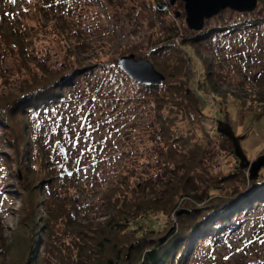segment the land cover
<instances>
[{"label": "rangeland", "instance_id": "rangeland-1", "mask_svg": "<svg viewBox=\"0 0 264 264\" xmlns=\"http://www.w3.org/2000/svg\"><path fill=\"white\" fill-rule=\"evenodd\" d=\"M30 1L0 0L2 105L7 106L14 99L23 98V87L31 77L38 79L39 82H45L44 79L51 77L52 74L71 68L75 58L70 57L68 53L75 51V47L79 45L94 50L80 56L85 65H92L93 70L87 78L85 75L80 76L77 85L65 87L63 91L66 99L70 98L75 90L80 94L79 99L86 96L93 84L104 76L102 66L95 65L96 59H99L100 64L114 68L115 65L118 67L121 57L134 55L136 60L150 61L156 70L166 77L165 82L170 80L167 74L172 72L173 78L176 79L171 82L177 81L181 90L175 92L183 96L178 95L175 100L183 105L179 109L180 115L176 117L177 124L182 129L196 128L195 133L191 131L194 134L191 141H199L200 150L204 152L200 158L202 164L198 174H202V178L208 180L211 190L212 188L218 192L222 190L219 192V197L193 202V205L185 207L178 206V212L171 215L170 223L167 216H153L151 218L153 226L155 229L166 228L168 231V228L170 230L177 227L182 215H188L190 212L207 213L209 209L220 211L238 205L237 207L242 210L243 218L240 224L226 237L216 241L215 245H202V250H196V255L190 256L186 264H264V194L259 192V196L245 202L243 199L251 195L255 189L253 182L249 180L250 184L247 182L239 194L228 197L226 190L237 186L243 175L241 172L236 174L238 175L236 180L232 179L224 184L215 182L216 177L221 176L222 172L233 173L236 170L237 159L235 160L236 155L234 156L233 137L241 142L249 161H254L264 154V84L261 90H256L259 87L255 88L252 85L255 77L259 81L264 80V28L260 34H254L252 26L242 30V33L228 31L227 29L246 22L247 19L239 15L242 13L226 10L208 20L203 31L195 32L187 26L184 3L177 1L171 6L170 0H71L72 12L67 13L66 16L57 17L46 6L40 19L36 20L35 13L33 17L34 10L31 9L33 1ZM263 3L264 0H259L255 12L262 8ZM159 4H168V9L159 11ZM68 7L65 6V9ZM176 13L181 14L179 18L175 17ZM250 14L253 13L248 15ZM61 17H67V21L61 22L59 20ZM39 24L41 27L38 26ZM22 27L26 29L32 27L40 32L34 37L35 45L27 48L21 57L14 46L8 40H4L6 39L4 37L7 34L11 35V30L14 28L20 31ZM214 28L219 29L217 34L209 35V38L205 37L209 30ZM64 31L67 33L71 31L69 38L63 36ZM176 32H180V36L173 40L172 36ZM180 59V68H176ZM120 90L146 98L148 105L146 108L137 109L134 106L120 104L118 107L120 117H117L115 122L118 127L111 130L98 128L97 124L86 122L85 107L89 106L85 102L64 104L66 109L58 116L62 122L57 129L55 125L50 126L56 122V114H49L47 116L49 121L40 126L38 122L42 121L30 122L32 116L29 115L28 118L25 116V120L29 123L23 131L21 127L23 124L15 122V118L22 120L21 117L12 116L8 107L3 109L4 111L0 110L2 112L0 115V234L4 245H8L10 238L19 231L21 210L25 205L23 200L31 199L33 191L39 189L41 185L39 175L31 178L27 171L34 162L30 158L33 148L30 142L26 146L25 132L31 135L33 131L35 133L43 131V134L52 131H72L60 133L62 139L65 138L70 144L63 143L62 139L58 138L60 146L65 149L66 158H69L61 156L50 161L48 170L54 171L55 165L62 163L74 171L72 176L64 177L65 181L67 178L72 179V183L77 188L85 184L95 185L92 195L88 197L89 203H94L101 197L99 183L106 181L111 184L120 180L122 168L131 162L126 153L128 149L126 137L129 134V139L136 142L138 159L137 174L132 180L136 183L132 182L131 188L138 187L139 192L143 190L147 200L158 198L160 195L159 197L163 199L156 206L158 208L163 206L168 193L164 191L162 182L157 180L149 185H142L140 182L145 177L146 165L154 166L153 159L157 158L159 152L154 139L146 132L152 131L147 124L159 125L154 93L128 81L121 82ZM241 108L246 109L243 111L245 113L242 114ZM133 126L134 132H132ZM219 126L231 131L229 138L218 136ZM205 134H208L212 140ZM37 136L35 134L33 138ZM58 140L54 139L52 142L56 144ZM36 152L37 149L34 150V153ZM74 159L77 160L76 164L73 162ZM61 173L64 174L63 171ZM244 175L247 178L249 171L246 170ZM56 178L52 177L50 180L51 186H56L58 181ZM197 182L199 183L200 179ZM188 193L192 195L193 191ZM77 197L80 200L85 198L81 193ZM42 202L43 199L39 198L36 212L28 215L31 228L40 225L42 219L46 217ZM101 212L102 207L95 204L94 210L89 211L88 217L90 219H94V216L100 217ZM180 212L184 214L178 216ZM154 213L156 215V212ZM56 231L60 234L59 231L62 230H58L56 226ZM138 232H134L133 237H138ZM151 240L158 242V237H152ZM66 243L71 242L66 240ZM133 245L135 246L136 242ZM3 247L0 244V248ZM35 251H38V248ZM2 252L0 249V262L6 264L10 258L7 255L4 257ZM128 258L129 256L124 264H128Z\"/></svg>", "mask_w": 264, "mask_h": 264}, {"label": "trees", "instance_id": "trees-1", "mask_svg": "<svg viewBox=\"0 0 264 264\" xmlns=\"http://www.w3.org/2000/svg\"><path fill=\"white\" fill-rule=\"evenodd\" d=\"M72 1L31 0V9L34 10L33 17L35 13L36 20L40 19L46 6L57 17L66 16L67 13L72 12ZM76 3L78 4V2ZM263 5L261 9H258L255 13L253 12V14H239L244 16L243 18H246L247 21L238 23L227 30L242 33V30L252 26V32L260 34L262 28H264ZM65 6H69L68 9H65ZM22 13H25V11H22ZM59 20L66 22L67 17H61ZM38 26L41 27L40 24ZM209 31L205 35L207 38H209V35L217 34L219 29L214 28ZM11 32V35L7 34L4 40H8L22 57L27 48L35 45L34 37L40 31L32 27L30 29L22 27L20 31L14 28ZM64 34L63 36L69 38L71 31L68 33L64 31ZM179 36L180 32H176L172 38L175 40ZM89 51L94 52V50L84 45L76 46L75 51L68 53L70 57L76 60H74L71 68L52 74L51 77L44 79L45 82H39L38 79L31 77L23 87V98L14 99L7 106L2 105L3 101L0 100V110L8 107L12 116L21 117L22 120L15 118V122L23 124L21 125L23 131L26 124L29 123L25 120V116L27 118L29 115L32 116L30 122L33 120L42 121L38 122L40 126L42 123L49 121V117H47L49 114H56L57 120L50 126L55 125L57 129L62 122L58 116L66 109L64 104L73 105L75 102L79 104L85 102L89 106L85 107V111H87L86 122L94 123L93 125L97 124L98 128L111 130L118 127L115 122L117 117H120L118 113L120 104L134 106L137 109L140 107L146 108V105H148L146 98L138 97L135 93L131 94L132 92L126 93L120 90L121 82L128 81L133 85L136 84L116 65L114 68L107 67L100 64L99 59H96L97 63L95 65L102 66L101 70L104 72V76L99 79V82L93 84L92 89L86 93V96L79 99L80 94L75 90L71 93L70 98L66 99L65 91H63L65 87L67 85H77L76 82L81 78L80 76L85 75V78H87L92 73V65H85V62L80 59L81 55L87 54ZM180 61L181 59L177 64ZM177 64L176 68H180L181 62L179 65ZM171 73L167 74L170 80L162 86L139 85L154 93H152L154 104L157 106V114L159 115V125L147 124L152 131H146L149 137L154 139L159 152L157 158L153 159L155 165H146L145 177H141L142 181L140 182H142V185H149L157 180L162 182L161 185L164 186V191L168 193V197L164 199L165 203L162 204L163 206L160 208L156 206L163 199L159 197L160 195H158V198L154 197L147 200L143 190L139 192L138 187L131 188L132 182L133 184L136 183L132 180L137 174L138 159L136 158V142L129 139V134L126 137V147L128 148L126 153L129 155L131 162L129 164L125 163L127 165L122 168L121 181L118 180L111 184L106 181L99 183V191L102 195L94 203H89L88 197L92 195L95 185L85 184L77 188L72 183V179L67 178V181H65L64 177L70 176H63V173H61V171L65 173V169L68 168L67 165L62 163H59L58 167L55 165L54 171L48 170L50 161L61 158V156L66 158L62 152L63 146H60V140H58L59 137L62 139L60 133H71L72 131H52L47 134H43V131H36V133L33 131L31 135L25 132L26 146L29 145V142L31 143L33 150L30 158L34 162L27 171L31 178L39 175V184L41 185L39 189L33 191L31 199L25 198L23 200L25 205L21 210L19 231L10 238L8 245H4L0 234V244L4 246L0 249L3 251L4 257L7 255L10 258V261L6 264H124L128 256V264H186L190 256H195L197 251L202 250V245H215L216 241L226 237L240 224V221L243 220L242 210L237 207L238 205L236 207L232 205L230 209L220 211L209 209L207 210L209 213L203 211L200 214L190 212L188 215H182L177 227L170 230L167 227L168 231H166V228L158 230L153 226L151 220L153 216H167L170 223L172 222L171 215L178 212V206L183 205L185 207L193 205V202H203L205 199L219 197V192L222 190H219V192L215 188L211 190L208 180L203 179L202 174H198L202 164L200 158L204 152L200 150L201 144L199 141H191V137L194 135L191 131L195 133L196 128L192 130L188 127L182 129L177 124L178 119L176 117L180 115L179 109L183 105L175 100L178 95L179 97L183 96H180L181 93L179 92L178 95L176 94L177 91L175 92V90L180 89V84H177V81L171 82V80L176 79L173 78ZM257 80L258 78L255 77L252 85L255 88L259 87L256 90H261L264 80ZM55 86L56 88H54ZM207 86L209 87L208 84ZM196 106L198 107V104ZM245 110L241 108L242 114L245 113L243 112ZM199 111L198 109L197 112ZM0 115H2V112ZM54 118L53 116L52 119ZM86 125L84 126L88 128ZM134 126L132 132H134ZM156 126L160 127L157 128ZM35 134L38 136L33 138ZM230 134L231 131L228 128L219 126V137L229 138ZM206 136L212 140L208 134ZM54 139L58 140L56 144L52 142ZM203 141L205 145V140ZM62 142L70 144L65 138L62 139ZM233 142L234 146L241 148L247 157L241 142L239 143L238 139L233 140ZM35 149H37L36 153H34ZM235 160L236 170L233 173L231 171L222 172L221 176L219 175L215 179L218 184H224L228 183L229 180H236L238 176L236 174L240 172L243 174L236 187L226 190L228 197L239 194L247 182L250 184L249 176L246 178L244 175L246 169L240 166V160L237 156H235ZM73 162L76 164L77 160L74 159ZM52 177L58 179L56 186H51L52 181L50 180H52ZM151 179L153 180L151 181ZM199 179L200 182L198 183ZM252 182L255 189L251 195L243 199L245 202L259 196V192L264 194V168L261 169L258 179ZM187 190L193 191V194H189ZM80 193L85 197L83 200L77 197ZM39 198L43 199L42 208L46 217L42 219L40 225L31 228L28 215L36 212L39 207L37 204ZM95 204L102 207V212L99 214L100 217L94 216V219H90L88 214L90 210H94ZM154 212H156V215H154ZM132 224L133 227H131ZM56 226L58 230H62L59 231L60 234L56 231ZM124 231L126 232L124 233ZM134 232H138L139 236L133 237ZM152 237H158V242L151 240ZM66 240L71 243L67 244ZM148 240L149 242H147ZM135 242L136 245L134 246ZM37 248L38 251H35ZM0 264L5 263L0 262Z\"/></svg>", "mask_w": 264, "mask_h": 264}, {"label": "water", "instance_id": "water-1", "mask_svg": "<svg viewBox=\"0 0 264 264\" xmlns=\"http://www.w3.org/2000/svg\"><path fill=\"white\" fill-rule=\"evenodd\" d=\"M177 1L184 3L186 23L190 30L201 32L204 30L206 21L217 17L221 12L231 10L238 13H253L256 11L259 0H170L174 6ZM168 4H159V11H166ZM180 13L175 17L179 18ZM119 69L134 83L143 86H162L166 77L158 72L148 60H136L134 55L123 56L118 61ZM236 138V137H235ZM233 137V140L236 141ZM65 155V149L62 148ZM235 154L240 160V166L249 171L250 181H256L261 169L264 168V154L254 161H249L241 148L235 146ZM63 176H72L73 171L68 168ZM184 214L180 212L178 216Z\"/></svg>", "mask_w": 264, "mask_h": 264}, {"label": "flooded vegetation", "instance_id": "flooded-vegetation-1", "mask_svg": "<svg viewBox=\"0 0 264 264\" xmlns=\"http://www.w3.org/2000/svg\"><path fill=\"white\" fill-rule=\"evenodd\" d=\"M168 9V8H167Z\"/></svg>", "mask_w": 264, "mask_h": 264}]
</instances>
